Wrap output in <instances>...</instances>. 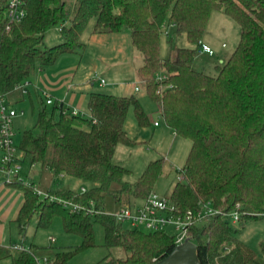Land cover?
<instances>
[{
    "label": "trees",
    "instance_id": "obj_1",
    "mask_svg": "<svg viewBox=\"0 0 264 264\" xmlns=\"http://www.w3.org/2000/svg\"><path fill=\"white\" fill-rule=\"evenodd\" d=\"M7 3L0 0V92L8 103L13 106L26 99L34 76L60 56L80 55L91 20L93 33L129 30L132 45L143 55L138 75L147 95L160 105L165 123L191 141L183 166L176 169L181 178L163 196L176 206V216L188 210L197 214L202 204L219 211L206 220H194L189 229L200 264H264L260 253L241 239V228L226 217L237 204L241 224L264 217V0H25L26 15L9 28ZM216 9L238 23L240 38L228 59L217 66V74L211 75L196 70L193 63ZM166 24L184 32L194 46L177 47L173 56L164 58L161 34ZM53 27L60 30L62 41L46 46L45 32ZM161 72L167 78L158 81ZM25 82L26 93L18 87ZM161 84L172 87L158 93ZM43 96L33 107L35 123L15 142L21 153L17 162L40 166L52 177L68 175L92 185L85 192L49 189L23 180L20 173L6 182L23 197L13 222L23 233L33 218L37 230H48L59 220L65 234L77 236L80 243H32L28 249L0 244V260L73 264L79 253L96 246V225H101L103 244L123 248L126 256H105L95 264H157L176 246L175 234L165 228H124L105 210L123 200L137 203L131 197L142 203L164 172L166 161L158 158L131 182L126 177L132 171L114 161L119 144L136 143L125 128L129 110L140 126L149 123L139 97L92 91L86 114L74 113L61 101L48 103ZM59 199L85 210L71 211ZM88 208L94 211L87 212Z\"/></svg>",
    "mask_w": 264,
    "mask_h": 264
},
{
    "label": "rangeland",
    "instance_id": "obj_2",
    "mask_svg": "<svg viewBox=\"0 0 264 264\" xmlns=\"http://www.w3.org/2000/svg\"><path fill=\"white\" fill-rule=\"evenodd\" d=\"M212 12L214 13V15L220 13L217 9L213 10ZM226 19H228L227 23H225L224 26H222V24L220 23L221 21H219L217 18L214 17L209 26V30H207L208 28H206L205 33L202 37V40H204L206 37H209L210 39L209 44L208 43L206 44H208L212 48L213 52H215V55L209 56L208 54H200L197 50V54L195 57L196 62L194 63V68H196V70H199V71L205 70V72L211 75L217 74V66L221 65V63L219 62L220 57H222L223 60H227L226 57L231 52H233V50H235L239 42V38H240V27L238 23L232 18H226ZM93 23H94V19L89 22L87 30L84 35V38H85L84 40L87 43H88L89 36H91L92 34L91 27L93 26ZM58 33L59 31L57 27L47 29V31L45 32L46 46L52 45L51 42H54L52 40L55 39L54 37L57 36ZM97 34H101V33H97ZM170 36L172 40L169 39ZM123 37H124L123 35L121 36L117 35V36H114V38L112 39L94 38L92 39V42L89 44L88 49L86 50V56L87 54L90 55L92 57L93 64L96 61V63L99 66V70H94L95 73H93L91 78L96 79L97 76L99 77V79L103 78L102 82L104 84H101L102 86L109 85L112 82V79H109L111 77L107 75L108 71L106 70V67H105L107 64L101 61V58L103 57L111 58V62H110L111 71L110 72L114 73L117 77L121 76L123 72V71L121 72V70L119 71L117 68L124 67V66L128 67V69H126V71L124 72L122 76L131 77L130 75H133V76L135 75V68L137 65V61H135L136 54H139V55H142V54L135 47L131 45V42L128 36H126V39H124ZM56 43H53V44H56ZM203 43L205 42L203 41ZM222 43H224L223 47H222ZM191 46H194V44L189 42L184 32H177L176 28L172 27L171 24H166L163 27L162 34H161V55L164 58H168L171 56L170 54H171L172 49L174 50L177 47H191ZM113 47L115 48L122 47L123 50L121 51L114 50V53L112 54L110 53L111 50H109L108 48H113ZM104 49H108V50H104ZM134 53L136 54L134 55ZM173 54H174V51H173ZM199 67L202 70H200ZM81 70L82 68L80 69L79 73H81ZM112 73L110 76H112ZM88 74L82 75V78L84 80H87L88 77H85V76H87ZM86 82L87 83L89 82L90 84L92 80L88 79ZM138 83H136V85H139L141 87L139 94L144 95L146 99L149 101L145 109L150 110L152 112L153 110L157 111V107L159 104L151 100L150 98H148L149 96L146 93L145 86L143 85V83H140V84ZM131 84L132 83H130V85ZM96 86H97V89L101 88L99 87V82H97ZM30 88H32V85L30 86ZM103 90H105V88L100 89L99 91H103ZM150 102L154 103L152 104L153 110L151 109ZM38 105H39V102L34 101V106L38 107ZM14 107L17 108L19 111L24 110V114H19L15 118V121L13 124L14 139H15V142L18 143L21 139L22 132L25 129L32 127L33 124L35 123L36 115L35 113H33V107H32V104L29 98H26L19 103H15ZM48 107H51V106L48 105ZM152 117H154L153 120H158L160 122L163 121V118L161 115L160 116L152 115ZM125 126H126V129H127L126 131L128 134L131 135L134 132L135 135L133 136V138L134 137L138 138L135 132L138 131V129L141 130V128L139 126L137 127L136 125L135 114H134L133 109L129 110V113L127 116V122ZM146 127L149 128V126H146ZM140 130L139 132H141ZM177 139L180 140L178 142V146L176 144L173 145L174 150L170 151V155H168L169 153L167 151H166L167 153H164V155L167 154L166 155L167 157L166 158L164 157L166 161L165 166H164V172L158 179L156 186H155V190H154L156 193L160 195L168 194L172 188L171 186H173V184L177 180H179L181 173L178 172L176 169L182 167V165L184 164L187 158L190 147H191V141L189 139L181 137V136L180 137L178 136ZM148 148L149 147L146 144L142 145L141 147L136 148L132 152L131 157H128L130 151L126 153L127 161H121V162L124 163L126 166L132 168V171H133L130 175L126 177L127 180L134 182L139 176V174H141L142 171L146 168V166L148 165V162L151 160L150 158L154 157L153 159H155V156L157 158L158 155H156V152H150V150L148 152L147 151ZM171 164H173L174 167L170 169L169 165ZM20 173H21V178L25 181H34L37 185H40V187L48 186L46 179L42 176V170L40 166L31 167V165L28 162H24L22 164V169ZM0 181L1 182L5 181V175L2 172H0ZM52 183H53L52 186L55 189L61 188V187H70L76 191H81L82 186H85L86 188H90L92 185V182L83 180L81 178L68 176V175L54 177ZM126 196L127 198L129 197L128 195ZM131 200L132 202H137V203L141 202L139 198H135V197H131ZM126 203L128 202L123 200L120 203V205L126 204ZM120 205L114 204L112 207L106 206L105 210L115 212L119 210ZM226 217L231 221V218L229 216H226ZM34 223H35V218L31 219L30 224L27 228L25 238H24L25 243H29L31 241V238L34 235V231H35ZM234 225L236 227L241 228V231H240L241 239L245 243L250 245L252 248H254L264 258V254L262 253L263 252L262 249L264 246V217L260 220H250V221L244 222L243 224H241V222H237ZM123 227L129 228L131 227V225L128 222H124ZM165 230L170 234L177 233L176 229L170 225L165 227ZM39 231L41 233H44L45 235L51 234L52 236H54L55 241L51 242V244L54 246H63V245H73L74 246L80 243V239L77 236L71 235V234H65V232L62 230L60 226L59 220L55 222L52 228L48 230L40 229ZM20 239L21 238L18 237L17 240L20 241ZM103 242H104V230L101 225H96V243H97L96 246L79 253L72 260V263L73 264H95L99 262L100 260H102L105 256H110V257H125L126 256V251L123 248L107 247L103 244ZM41 251L42 249H37L38 253H40ZM0 264H11V258L10 257L3 258L2 260H0Z\"/></svg>",
    "mask_w": 264,
    "mask_h": 264
},
{
    "label": "crops",
    "instance_id": "obj_3",
    "mask_svg": "<svg viewBox=\"0 0 264 264\" xmlns=\"http://www.w3.org/2000/svg\"><path fill=\"white\" fill-rule=\"evenodd\" d=\"M218 11L220 13L215 14V15L213 12H212L213 14L211 13L207 30H209V26L214 17L217 18L219 21H221L220 23L222 24V26H224V24L227 23L228 19L226 18H231L228 15H226L222 10H218ZM172 27L175 28V26L173 25ZM58 31H59L58 35L55 36L54 37L55 39L52 40L54 42H51L52 45H55L53 43L57 42L56 44H58L62 41L60 30L58 29ZM84 35L85 33L83 34V39H85ZM117 35L118 36L123 35L124 39H126V36H128L131 42V36H130L129 30H123V31L116 32V33L103 32L101 34L92 32L91 36H89L88 38V43L86 42L85 49L80 55L77 53L64 54L59 57L58 61L54 65L47 67L41 70L40 72H38L33 78L32 88L30 89V92L28 93V97L26 98H29L32 104V107H34V101L36 102L39 98H41L40 96L42 95V93L46 91L53 98L54 101H61L65 108H70L71 110L74 109V110H78L86 114H90L87 101H88V96L92 91H99L100 89L105 88V90H103L104 92H108V93H112L116 95H122V94L123 95H129V94L137 95L140 99V102L142 104L144 111L147 114L149 123L145 126H140L135 117L137 127L139 126L141 128V130L137 128L138 131L135 132L138 137V138L134 137L136 143L134 145L119 144L116 148V152L114 155L115 162L122 164L123 166H125L126 168L132 171V168L126 166L124 163L121 162V161H127L126 160L127 152L130 151L128 157H131L132 152L136 148L141 147L142 145L146 144L149 148L148 150L147 149L145 150H147L148 152L149 150L150 152H156V155H158L157 158L155 156V159L162 158V157L166 158L167 154L164 155V153L168 152L169 153L168 155H170V151L174 150L173 145L176 144L178 146V142L180 140L177 139L179 135H177L165 123L164 119L162 122L158 120H153L154 117H152V115H155V116L161 115L160 105L157 104L158 105L157 111H155L153 110V105H152L154 103L150 102V106L153 112L145 109L149 101L146 99L144 95L139 94L141 87L139 85H136V83L138 82H139L138 84L143 83V81L140 79L138 75V68L143 63V55L134 53V55L136 54L135 61H137L134 76L133 75H130L131 77L122 76L124 72L126 71V69H128V67L124 66V67L117 68L119 71L120 70L121 72L123 71L121 74L122 77L121 76L117 77L114 73L110 72L111 71L110 70L111 69V66H110L111 58L103 57L101 58V61L107 64L105 66L106 70L108 71L107 75L111 77L109 79H112V82L109 85L102 86L101 84H104L102 82L103 78L99 79L98 76L96 77V79L91 78L93 73H95L94 70H99V66L96 63V61L93 64L92 57L88 54L86 56V50L88 49L89 44L92 42V39L94 38L112 39L114 38V36H117ZM169 39L172 40L171 36L169 37ZM203 41L209 44L210 39L209 37H206L204 40H202V42ZM131 45H132V42H131ZM223 46H224V43H222V47ZM108 49L111 50L110 53L112 54L114 53V50H118V51L123 50L122 47H117V48L113 47V48H108ZM108 49H104V50H108ZM173 51L175 54V49L174 50L172 49L171 54H170L171 56L173 54ZM200 54H208L209 56H213L215 55V52L213 54H209L206 52H202ZM230 54L226 57V59H228ZM224 61L226 60H223V58L220 57L219 62L223 63ZM195 62L196 60H194V63ZM194 63H193V67H194ZM81 68H82L81 73H79ZM200 70L202 69L200 68ZM203 71L205 72V70ZM111 73H112V76H110ZM84 74H88L87 76H85V77H88L87 80L88 79L92 80L90 84L89 82L88 83L86 82L87 80H84L82 78V75ZM93 80L99 82V87H101L100 89H97V86H96L97 82ZM130 83L132 84L130 85ZM12 105L14 106V104ZM155 122H158V124H155ZM146 126H149V128H147ZM139 130L141 132H139ZM134 135L135 134L133 132V134H131L130 136L133 138ZM153 158L154 157L150 158L151 159L150 161L155 160ZM34 166H37V165H34ZM34 166H31V167H34ZM172 167H174L173 164L169 165L170 169ZM42 176L46 179L47 185H48L44 188L54 189L52 186L54 177L51 176V173L46 170L44 171L42 170ZM82 187H85V186H82ZM66 188H70V187H66ZM22 201H23L22 193L18 189L8 186L4 181L3 182L0 181V244L10 246L15 243H23L29 246L32 243L48 245V244H51V242H54L55 241L54 236H52L51 234L45 235L44 233H41L39 230L36 229V222L34 223L35 231H34L33 237L31 238V241L29 243L24 242L25 234H26V231H27V228L30 222L29 224L26 225L25 231L23 233L19 232L18 228L13 222V220L15 219L19 211ZM18 237L21 238L20 241L17 240ZM52 237L54 238V240L51 239ZM11 264H12V261H11Z\"/></svg>",
    "mask_w": 264,
    "mask_h": 264
},
{
    "label": "built area",
    "instance_id": "obj_4",
    "mask_svg": "<svg viewBox=\"0 0 264 264\" xmlns=\"http://www.w3.org/2000/svg\"><path fill=\"white\" fill-rule=\"evenodd\" d=\"M25 0H8L7 3V18L9 28L10 24L20 21L26 15V9L24 7ZM198 52H206L213 54L212 48L202 41L198 46ZM167 75L165 73H158V81L165 80ZM103 80V79H102ZM28 82L20 84L18 87L22 89L24 93L27 92L26 86ZM172 84H161L157 90L158 93L166 88H171ZM48 103L53 102V98L44 91ZM77 113L76 110H73ZM23 113V111H21ZM18 115L16 108L8 103L5 96L0 92V171L5 175V183L13 180L20 174L22 165L17 162L18 153L15 146L14 139V118ZM158 124V122H155ZM181 178V176H180ZM86 188L82 187L81 192H85ZM41 193L40 190H38ZM65 206L69 207L71 211L77 209H84L81 205L72 203L68 200L59 199ZM240 204L236 205V208L228 215L231 217L233 223H237L240 220L241 213L239 212ZM176 206L166 196L160 195L155 191H152L142 203L120 205L118 211L112 212L116 219L122 223L128 222L134 227H143L148 230H160L164 229L168 225H173L177 231L175 234L176 245L182 244L186 239H189V229L194 223V220H206L215 213H219L218 210L212 208L211 204H202V207L197 214H194L192 210H188L183 215H174ZM85 210V209H84ZM87 212L92 213L93 209H86ZM54 240V238H51ZM191 239V238H190ZM15 249H28V245L23 243H15L11 245Z\"/></svg>",
    "mask_w": 264,
    "mask_h": 264
},
{
    "label": "water",
    "instance_id": "obj_5",
    "mask_svg": "<svg viewBox=\"0 0 264 264\" xmlns=\"http://www.w3.org/2000/svg\"><path fill=\"white\" fill-rule=\"evenodd\" d=\"M157 264H200L196 243L190 238L186 239Z\"/></svg>",
    "mask_w": 264,
    "mask_h": 264
}]
</instances>
